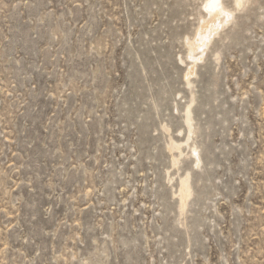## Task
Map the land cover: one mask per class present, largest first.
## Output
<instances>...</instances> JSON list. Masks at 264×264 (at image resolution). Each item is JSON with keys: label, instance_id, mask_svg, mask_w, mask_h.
<instances>
[{"label": "rangeland", "instance_id": "rangeland-1", "mask_svg": "<svg viewBox=\"0 0 264 264\" xmlns=\"http://www.w3.org/2000/svg\"><path fill=\"white\" fill-rule=\"evenodd\" d=\"M206 2L0 0V264H264V0Z\"/></svg>", "mask_w": 264, "mask_h": 264}, {"label": "bare ground", "instance_id": "bare-ground-1", "mask_svg": "<svg viewBox=\"0 0 264 264\" xmlns=\"http://www.w3.org/2000/svg\"><path fill=\"white\" fill-rule=\"evenodd\" d=\"M238 1L239 0H236V2ZM223 2L224 0H207L205 4V11L207 12L209 18L208 20L203 21V23L201 24L199 28V38L201 40H205L206 38L209 37L210 35L209 33L211 32L213 33L214 29L217 28L216 26L217 21L221 23L224 17H226L227 18L226 21H228V17H229L228 12L225 10ZM199 40L188 41V45L191 51H196L198 49V47L200 46L199 42H202L201 40L200 41ZM193 72H194V68L192 67L189 70L188 75L192 74Z\"/></svg>", "mask_w": 264, "mask_h": 264}]
</instances>
